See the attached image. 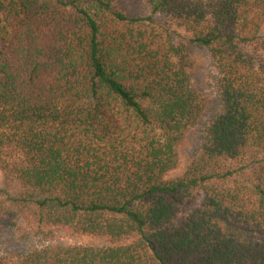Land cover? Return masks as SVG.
I'll return each instance as SVG.
<instances>
[{
	"label": "trees",
	"instance_id": "1",
	"mask_svg": "<svg viewBox=\"0 0 264 264\" xmlns=\"http://www.w3.org/2000/svg\"><path fill=\"white\" fill-rule=\"evenodd\" d=\"M146 3L0 0V171L18 187L0 226L42 242L0 264H264V0ZM186 39L220 70L221 110L170 176L205 110Z\"/></svg>",
	"mask_w": 264,
	"mask_h": 264
},
{
	"label": "rangeland",
	"instance_id": "2",
	"mask_svg": "<svg viewBox=\"0 0 264 264\" xmlns=\"http://www.w3.org/2000/svg\"><path fill=\"white\" fill-rule=\"evenodd\" d=\"M118 6L124 9L128 15H147L150 13L146 0H118ZM155 20L163 25L173 29L178 39H185L183 31L177 29L172 22L163 14H157ZM264 36V27L261 31ZM190 48L191 68L190 75L194 86L199 90L205 99V110L199 118L196 126L192 128L185 138V142L180 147V165L171 172L170 176L180 174L190 157L200 149L204 142V127L211 121L221 110L220 96L215 87V80L220 74V70L214 61L211 53L205 47L199 46L186 39ZM0 188L9 189L16 193L18 187L9 184L0 171ZM204 201V193L198 192L192 200L186 201L174 222L180 223L192 210L200 207ZM64 241L71 244L101 245L104 242L100 239L87 236H66ZM42 245L41 240L32 236L12 230L8 227L0 226V256L3 254H23L33 246Z\"/></svg>",
	"mask_w": 264,
	"mask_h": 264
}]
</instances>
